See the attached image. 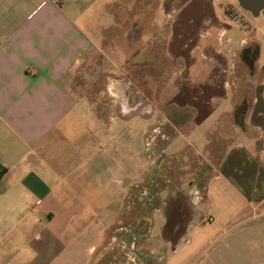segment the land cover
I'll return each instance as SVG.
<instances>
[{
	"label": "crops",
	"instance_id": "0c3cea01",
	"mask_svg": "<svg viewBox=\"0 0 264 264\" xmlns=\"http://www.w3.org/2000/svg\"><path fill=\"white\" fill-rule=\"evenodd\" d=\"M204 1L212 12L190 35L182 13L190 0H89L105 10L97 21L81 14L83 28L66 0H0V264H264V10L254 17L235 0ZM141 21L147 30L129 44ZM160 43L167 102L148 147L167 141L142 163L153 173L164 154L169 175L192 181L194 214L176 238L159 236L166 215L153 189L143 204L134 197L147 193L123 186L118 207L76 204L90 181L93 139L115 143L125 123L121 109L110 120L95 107L92 84L103 83L109 98L110 80L124 81L126 51L135 60ZM78 109L89 122L78 123L79 158L61 160L81 172L57 179L40 158L57 132L75 128ZM156 215L164 224L152 236Z\"/></svg>",
	"mask_w": 264,
	"mask_h": 264
},
{
	"label": "rangeland",
	"instance_id": "374dc122",
	"mask_svg": "<svg viewBox=\"0 0 264 264\" xmlns=\"http://www.w3.org/2000/svg\"><path fill=\"white\" fill-rule=\"evenodd\" d=\"M88 1L89 0H66L64 5V9L72 18L73 15L76 14V18H78L76 24L79 28H83L79 19L81 14H86V16H90L93 21H97L96 16L105 10L104 3L96 2L95 4H90ZM190 1L191 3L183 7L182 13L183 19L187 18L191 23L188 32L192 35L201 27L203 19L211 14L212 8L210 7L209 1ZM230 1L232 2V0ZM111 8V4L109 3L108 9L110 12H112ZM215 9L216 8H214V10ZM232 9L233 8H228L229 11ZM233 10L238 11L236 9ZM238 12L243 16V21L247 22L250 27L260 24L259 20L261 18H250L245 12L241 10ZM109 44L111 46L113 45V43ZM156 47V53H151V55L147 52H136L135 54L138 53V55L135 60L134 58L130 60L127 58L133 55L134 52H132V50L126 51L124 73L122 72L119 74V77L122 75L124 76V81L121 83H112L110 80L107 90L109 92V98H107L104 91H101V89L104 90L105 88L103 83L98 81L92 84L94 104L97 103L95 107L106 109L110 120L112 119L111 114H113L112 109H121L125 114L123 116L125 123L118 122L119 125L116 126V128L119 127L121 130L117 133L118 138L115 143L111 144V142H108L107 145V141L104 138L96 139V141L93 139L91 144L93 157L86 167V177L90 181L84 184V186H80L85 188L87 192L77 197L76 204H80L79 206L84 207H104L106 204L110 205L114 202L118 207L120 204L119 199L122 195L117 196L116 192L117 187L121 186L127 191H130L132 188H135V190L140 188L142 194L147 193L146 196L134 197L137 201L140 199V202L143 204L145 202L147 203L148 199H150L148 192L150 189H153L156 193V197L161 200L160 202L163 205L166 223L164 226L162 225L163 228H160V231L159 226L164 224V222L162 223L161 216L156 215L153 221L154 230L152 231V236L156 235L157 231H160V237L176 238L183 236L186 224L194 214L188 194V186L189 184L191 185L192 181H185L186 179L182 177L180 173L169 175L170 170L166 167L168 166L166 164L168 159H164V154H162L161 159H153L158 163L157 166H152L153 170L150 171H153V173H149V166L142 163V161L147 162L150 160L146 158L150 153H161L165 145L164 142L167 141L161 140L159 143L160 148L158 149H156V147L154 149L148 147L151 129H153L157 123L160 124V122L164 120L163 116H160V113L163 112V108L167 102L165 100L167 83H165L166 80L163 77V66H165V58L162 50L163 45L160 43L156 45ZM109 62L110 68L108 73L111 78L112 72L116 70V68L112 67L111 60ZM81 81L82 80H80V82ZM112 93L117 94L118 98H114ZM77 101L79 102V100ZM76 107L79 108V104ZM132 109L135 111L132 112ZM82 112L84 111L77 110L78 121H75V128L65 133L60 139L57 132L53 149L47 156L40 158L43 159L40 161V170L43 169L46 173H54L57 179H63L67 171L72 172L70 175L81 172L77 164L68 167L63 165L64 161L61 159H68V157L70 158L73 155H77V159L79 158L80 150L76 149H80L78 145L81 141V132L83 131L81 125L89 123L88 121L84 122L85 117ZM114 113H116V111H114ZM137 113L140 116L133 119L134 114ZM103 117H105V115H103ZM70 120H72L71 117L69 118V121ZM78 123H81V125ZM165 130L167 132L168 129ZM166 132H164V134H166ZM61 134H63V132ZM115 144L118 145L117 149ZM49 159L51 160L49 161ZM140 164H143L144 168L147 166L146 173L148 171L149 174L143 173L144 168H142L143 177L139 179L138 167ZM144 174H146L145 177ZM62 179H60V182H62ZM81 181L84 180L82 179ZM167 190L169 192L174 190L173 195L169 196ZM129 194L131 193L129 192ZM129 198L132 200L133 196L129 195ZM76 228L72 229L74 234L76 233ZM150 262L154 264L152 261Z\"/></svg>",
	"mask_w": 264,
	"mask_h": 264
},
{
	"label": "water",
	"instance_id": "95a60500",
	"mask_svg": "<svg viewBox=\"0 0 264 264\" xmlns=\"http://www.w3.org/2000/svg\"><path fill=\"white\" fill-rule=\"evenodd\" d=\"M241 10L257 17L264 10V0H235Z\"/></svg>",
	"mask_w": 264,
	"mask_h": 264
},
{
	"label": "flooded vegetation",
	"instance_id": "af4514ba",
	"mask_svg": "<svg viewBox=\"0 0 264 264\" xmlns=\"http://www.w3.org/2000/svg\"><path fill=\"white\" fill-rule=\"evenodd\" d=\"M146 22L145 21H141L140 23H138L137 25H136V29L135 30H133L132 29V27L130 28L131 29V31H130V35L129 36H127L128 37V40H126V42L128 41V43L130 44V42L133 40V39H135L136 37H137V34L139 33V31L140 32H143V31H146L147 30V28H146ZM144 25H145V27H144ZM126 37V38H127ZM130 47V46H129ZM131 49V48H130Z\"/></svg>",
	"mask_w": 264,
	"mask_h": 264
},
{
	"label": "trees",
	"instance_id": "16d2710c",
	"mask_svg": "<svg viewBox=\"0 0 264 264\" xmlns=\"http://www.w3.org/2000/svg\"><path fill=\"white\" fill-rule=\"evenodd\" d=\"M0 178H1V175H0Z\"/></svg>",
	"mask_w": 264,
	"mask_h": 264
}]
</instances>
